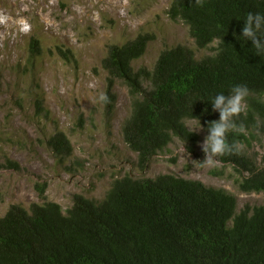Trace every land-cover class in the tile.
Returning <instances> with one entry per match:
<instances>
[{
  "label": "trees",
  "instance_id": "trees-1",
  "mask_svg": "<svg viewBox=\"0 0 264 264\" xmlns=\"http://www.w3.org/2000/svg\"><path fill=\"white\" fill-rule=\"evenodd\" d=\"M264 12V0H170L171 20H181L199 49L216 44L213 54L197 58L179 44L159 54L152 69H135L133 62L154 39L140 33L123 44H112L103 59L108 72L107 95L112 110L114 85L123 81L132 97V110L122 133L144 170L154 156L177 138L194 147L199 135L187 121L198 118L207 134L208 122L219 119L210 98L226 95L232 86L246 85L247 107L238 118L247 131L229 133V142L250 145L264 138V56L242 38L248 12ZM71 61V50L57 49ZM42 54L41 41L32 38L29 57ZM44 102L36 101L39 112ZM49 145L61 156L72 153L63 132ZM237 173L242 192L264 193V166L243 150L218 157ZM13 169L19 170L16 162ZM46 198V184H36ZM0 264H264V204L238 211L237 197L224 188L176 174L135 178L126 174L113 181L101 200L75 194L64 211L53 201L29 208L12 205L0 217Z\"/></svg>",
  "mask_w": 264,
  "mask_h": 264
},
{
  "label": "rangeland",
  "instance_id": "rangeland-1",
  "mask_svg": "<svg viewBox=\"0 0 264 264\" xmlns=\"http://www.w3.org/2000/svg\"><path fill=\"white\" fill-rule=\"evenodd\" d=\"M170 0H0V217L15 204L29 208L53 201L66 211L75 194L101 200L113 181L126 174L155 178L172 173L224 188L238 200V211L246 205L264 204V193L242 192L237 173L216 158L212 166L201 164V145L208 135L201 125L189 123L199 135L197 144L175 139L154 156L146 169L125 143L122 127L132 110L127 85L117 80L112 110L97 102L107 93L108 72L102 62L112 44L123 45L140 33H149L145 54L133 62L135 69H152L162 50L179 44L188 46L197 58L213 54L216 44L199 49L181 20H171ZM24 21L29 25L22 27ZM41 41L42 54L29 57L32 38ZM71 50L67 61L57 49ZM43 100L45 112L36 101ZM63 132L72 146L68 156L49 145ZM244 150L264 166V138L259 136ZM16 162L19 170L10 165ZM46 184V198L36 184Z\"/></svg>",
  "mask_w": 264,
  "mask_h": 264
},
{
  "label": "clouds",
  "instance_id": "clouds-1",
  "mask_svg": "<svg viewBox=\"0 0 264 264\" xmlns=\"http://www.w3.org/2000/svg\"><path fill=\"white\" fill-rule=\"evenodd\" d=\"M203 0H195L197 5L202 4ZM244 26L242 28V38L251 41L256 55L264 56V12H248L244 17ZM7 21V17L0 15V23ZM27 28L29 25L24 21L21 25ZM250 94L249 88L244 84H237L231 87L227 95L224 92L215 94L210 98L213 112L219 113V119L208 122V135L205 137L202 150L205 154V160L201 164L212 166L216 163V158L225 154H239L245 144L240 140L229 142V133H245V125L238 118L241 113L246 111L247 98ZM97 102L108 104L110 99L105 92H100ZM195 122L199 129L201 127L198 118L191 116L189 123Z\"/></svg>",
  "mask_w": 264,
  "mask_h": 264
}]
</instances>
